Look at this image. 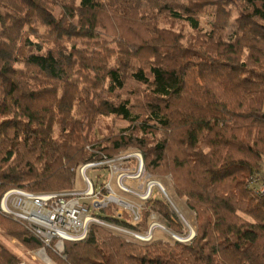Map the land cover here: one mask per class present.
<instances>
[{"label": "trees", "instance_id": "16d2710c", "mask_svg": "<svg viewBox=\"0 0 264 264\" xmlns=\"http://www.w3.org/2000/svg\"><path fill=\"white\" fill-rule=\"evenodd\" d=\"M130 79L145 86L134 101L118 94ZM110 115L129 126L104 146L91 131ZM128 146L173 173L195 238L140 245L93 225L64 264H264V196L249 184L263 172L264 0H0V192L69 190L80 165ZM146 206L136 228L156 211L183 232L169 204ZM5 217L6 235L42 246ZM20 262L0 240V264Z\"/></svg>", "mask_w": 264, "mask_h": 264}, {"label": "built area", "instance_id": "2783aa9c", "mask_svg": "<svg viewBox=\"0 0 264 264\" xmlns=\"http://www.w3.org/2000/svg\"><path fill=\"white\" fill-rule=\"evenodd\" d=\"M88 149L92 150V145H89ZM138 157L140 160L139 172L132 177L134 180L140 178L145 167L143 155L138 154ZM117 159L119 158H110L103 154L99 160L80 165L78 171L83 182L87 185L86 189L37 193L26 188L14 187L0 192V214L24 226L30 234L42 243L38 254L48 256L47 251L50 250L64 260H67L65 243L86 239L93 225L102 226L114 235L130 242L150 243L154 239L156 228H166L157 222L149 223L148 229L143 231L136 226L142 220V213L147 207L146 204L153 201L157 185L165 194L166 191L161 188L160 182L156 180L144 181L138 189L130 192L129 188L124 190L134 194L139 199L135 203L115 198L114 201L124 204L130 215L129 218L125 219L120 217V220L131 225L111 221L101 213L104 209L109 208L113 196L112 194L105 195V189L111 190V192L113 190L110 183H102V187H97L88 171L100 168L102 165ZM119 181L121 182V177ZM249 184L255 194L264 196V172L253 174ZM196 234L197 230L191 226L189 230L183 228V232H176L175 230L173 232L174 238L183 243L192 241Z\"/></svg>", "mask_w": 264, "mask_h": 264}, {"label": "rangeland", "instance_id": "374dc122", "mask_svg": "<svg viewBox=\"0 0 264 264\" xmlns=\"http://www.w3.org/2000/svg\"><path fill=\"white\" fill-rule=\"evenodd\" d=\"M200 19H201V24L204 25L205 28H208V26H206L208 20L207 16L204 15ZM162 25L167 27H173L177 32L184 34L186 36L185 40L188 39L193 32L192 28L188 23L180 20H174L172 18L163 21ZM16 65L18 67L24 66L21 63H18ZM143 88H145L144 85L130 79L127 83L126 88L119 91L118 94H120L121 97H131L134 101L139 98V95L134 94V91H136V89H143ZM128 126L129 123L127 121L123 120L120 117L110 115V116L100 117L91 132L93 135L98 134V137L96 136L98 140L106 139V141L103 142V145L108 146V145H112V140L110 139H112L122 129ZM160 135L161 134H159L158 137H160ZM149 138L150 140L153 139L151 135L149 136ZM118 153L120 154L116 155ZM138 154H142V151L138 149L136 146H128L122 148L115 153V158H119V159L110 163H106L105 165H102V167L100 168L90 169L88 171L89 176L93 179L97 187H102L103 186L102 183H107V184L110 183V187L113 190V192H111V190L105 189V195L108 196L109 194H112L113 196H112V201L109 203V208L104 209L101 212L102 215L105 217L109 216L117 219L118 218L120 219V217H123L124 219L129 218L130 216L129 212L125 209L124 204L114 201L115 198L121 199L125 202L135 203L139 199L136 198L134 194L129 192L131 190L138 189L139 185L141 186V184L144 181L148 182L150 180H156L161 183L162 186L161 188L162 189L164 188L166 192L164 194L160 189V186L157 185L156 186L157 188H155L153 200L154 199L162 200L173 208V210L176 212L177 215L176 221L174 220L176 225L180 224L182 228H184L185 230H189L190 226L193 227L195 230H197V223H198L197 214L193 209H191L188 206L186 198L180 197L175 191L173 173L167 172L166 166H161L155 170L154 169L148 170L145 169L144 167V170L140 178L136 180L132 179V177L139 172L140 160ZM260 170L264 172V158L262 159ZM120 177H121V182L119 181ZM86 188L87 185L85 184V182H83L82 176L77 168L75 183L73 187L70 189L82 190ZM127 189L129 190V192L124 191ZM37 193H44V192H37ZM244 217L247 220L250 221L253 220L250 216L245 215ZM153 222H157L166 228V229L161 227L156 228L154 230L153 240L163 239L172 244L178 242L173 236V232H174L173 228L169 225L168 220L165 217H163L160 213L156 211L152 212V214L149 216V223H153ZM0 240L8 246H12L13 245L12 240H14L13 242L16 243L15 246L16 248L19 249V245L24 247L25 248L24 253H22L21 250H18L19 251L18 254L23 258L33 255L34 258H41L54 264L55 263L64 264L63 261H66L60 256L55 255L50 250L47 251L48 256L38 254L39 247L30 248L27 244H24L21 240L6 235L2 231L1 227H0ZM138 244L145 245L141 243Z\"/></svg>", "mask_w": 264, "mask_h": 264}, {"label": "crops", "instance_id": "0c3cea01", "mask_svg": "<svg viewBox=\"0 0 264 264\" xmlns=\"http://www.w3.org/2000/svg\"><path fill=\"white\" fill-rule=\"evenodd\" d=\"M13 241H14V240H12V244H13L12 246H8V245H6L4 242H3V243H4L7 247H9L12 251H14V252L20 257V259H21L20 264H54V263L48 262V261H46V260H44V259H41V258H34L33 255H31V256H27L26 258L21 257V256L18 254V252H19L18 250H21L22 253H24L25 248L22 247V246H20V245H19V249L16 248V247H15V246H16V243H14ZM55 264H57V263H55Z\"/></svg>", "mask_w": 264, "mask_h": 264}, {"label": "bare ground", "instance_id": "6f19581e", "mask_svg": "<svg viewBox=\"0 0 264 264\" xmlns=\"http://www.w3.org/2000/svg\"><path fill=\"white\" fill-rule=\"evenodd\" d=\"M144 169V168H143ZM143 171V170H142Z\"/></svg>", "mask_w": 264, "mask_h": 264}]
</instances>
